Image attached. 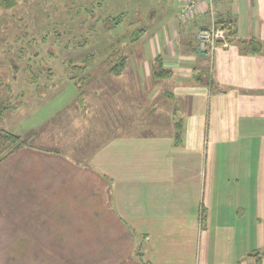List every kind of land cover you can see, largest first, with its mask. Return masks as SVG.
I'll use <instances>...</instances> for the list:
<instances>
[{
	"label": "crops",
	"instance_id": "crops-1",
	"mask_svg": "<svg viewBox=\"0 0 264 264\" xmlns=\"http://www.w3.org/2000/svg\"><path fill=\"white\" fill-rule=\"evenodd\" d=\"M183 2L141 46L92 52L93 68L84 61L82 75L63 79H79L74 106L0 163V264H242L246 252L257 264L264 51L250 41L264 42V0H214L215 21L234 30L229 46L207 53L198 32L212 16L183 21ZM80 4L84 28L102 3ZM138 31L131 42L149 35Z\"/></svg>",
	"mask_w": 264,
	"mask_h": 264
},
{
	"label": "rangeland",
	"instance_id": "rangeland-1",
	"mask_svg": "<svg viewBox=\"0 0 264 264\" xmlns=\"http://www.w3.org/2000/svg\"><path fill=\"white\" fill-rule=\"evenodd\" d=\"M133 1H138L139 5H132ZM80 2L81 0H16L12 8L0 6V76L7 74L11 60L18 66L3 79L12 83L13 90L7 92L0 87V105L4 102L21 104L15 112L9 110L0 118V128L28 137L30 132L42 129L50 117L59 120L64 111L74 106L79 94V79L64 81V77L69 74L76 77L83 74L73 64L80 65L90 60L89 66L93 68L96 64L94 62L99 61L96 58L98 55L93 54L99 46L102 48L101 56L109 54L104 50L124 48L126 43H129V47L141 46L144 40H148L156 32L158 27L152 30L155 24L163 22L174 6L173 0H101L100 7L97 4L92 6L90 13L94 16H89L84 22V28H81L78 21ZM151 8L158 17L155 21L149 16ZM121 14H124L122 18ZM64 15L73 20L63 21ZM113 16L115 18H107ZM112 23L116 27L106 30ZM143 27L149 29V35L148 31V36L143 34L138 38L135 34L133 37L138 39L131 42L130 35L141 33L138 30ZM28 65H31V71V68L25 69ZM48 68L53 72L51 80L47 78ZM42 69L44 72L40 75L39 82L35 83L32 71L39 73ZM51 81L56 87L50 92L46 88L51 87ZM249 213L253 215L251 211ZM243 236L247 237L239 231L238 240L241 241ZM245 244L246 242L240 243L238 249L248 251ZM246 253L241 259L242 264H255V259L249 258Z\"/></svg>",
	"mask_w": 264,
	"mask_h": 264
},
{
	"label": "trees",
	"instance_id": "trees-1",
	"mask_svg": "<svg viewBox=\"0 0 264 264\" xmlns=\"http://www.w3.org/2000/svg\"><path fill=\"white\" fill-rule=\"evenodd\" d=\"M15 4H16V0H1L0 1V6L6 8V9L12 8ZM123 15L124 14H121L120 17L122 18ZM215 23H217V24H228L229 39L231 40L232 36H233V30H234L232 22L231 21H219L218 20V21H215ZM203 29H206V28H203ZM250 46H251L253 51H264V42L261 43V42H257L255 40H252V41H250ZM36 55H38V54H36ZM125 60H126V57L121 56L119 59L114 61L113 65L111 67V71L115 72L116 74H119L124 68ZM30 66L31 65H28L25 69L28 70L31 68L30 69V71H31L32 67H30ZM17 67L18 66H17V64H15L14 60H11L10 63H8V70H6L7 74L3 77L0 76V87L6 89L7 92H10V91L12 92L13 85L10 81H6V80L3 81V79H5V77L9 75L11 70H13V69L16 70ZM74 67H82L83 68L85 66L75 64ZM46 71H47L49 76H52L53 72L50 71L49 68ZM32 72H33V74H32L33 81L35 83H38L40 75H42V72H44V69L39 71V73L34 71V70ZM158 72H159L158 73L159 76H166L170 73V70L164 68L161 64ZM39 86H40V83H39ZM23 95L24 94H22V96ZM20 102H21V99H20ZM20 105L21 104L17 103V102H14V103L13 102H11V103L4 102L3 104L0 105V118H2L5 115V113H7L9 110L14 111V110L18 109L20 107ZM179 135H180V133L178 132V136ZM30 139H31L30 137H24V136L14 132V131H11L9 129L0 128V163L2 161H4L7 157L12 155L15 151L29 146L30 145ZM249 255L254 256L256 258L257 264H262L263 257H264V246L261 249H256L253 252H250Z\"/></svg>",
	"mask_w": 264,
	"mask_h": 264
},
{
	"label": "built area",
	"instance_id": "built-area-1",
	"mask_svg": "<svg viewBox=\"0 0 264 264\" xmlns=\"http://www.w3.org/2000/svg\"><path fill=\"white\" fill-rule=\"evenodd\" d=\"M199 12L209 13L213 20L211 27L198 32L201 51L213 52L218 46H229L228 24L215 23L214 0H184L179 16L181 20L187 21Z\"/></svg>",
	"mask_w": 264,
	"mask_h": 264
}]
</instances>
